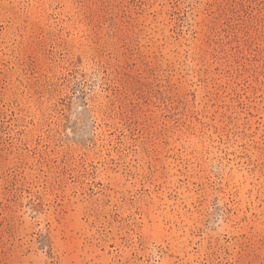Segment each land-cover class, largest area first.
I'll use <instances>...</instances> for the list:
<instances>
[{
    "label": "rangeland",
    "instance_id": "1",
    "mask_svg": "<svg viewBox=\"0 0 264 264\" xmlns=\"http://www.w3.org/2000/svg\"><path fill=\"white\" fill-rule=\"evenodd\" d=\"M0 264H264V0H0Z\"/></svg>",
    "mask_w": 264,
    "mask_h": 264
}]
</instances>
